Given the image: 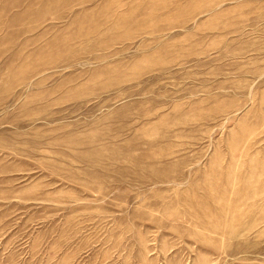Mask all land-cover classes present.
<instances>
[{
  "label": "rangeland",
  "instance_id": "obj_1",
  "mask_svg": "<svg viewBox=\"0 0 264 264\" xmlns=\"http://www.w3.org/2000/svg\"><path fill=\"white\" fill-rule=\"evenodd\" d=\"M0 264H264V0H0Z\"/></svg>",
  "mask_w": 264,
  "mask_h": 264
}]
</instances>
